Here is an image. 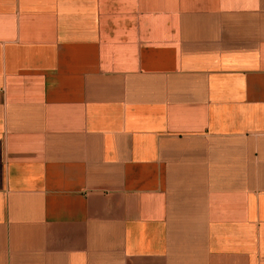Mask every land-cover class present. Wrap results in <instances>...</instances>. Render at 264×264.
Masks as SVG:
<instances>
[{
    "label": "crops",
    "instance_id": "0c3cea01",
    "mask_svg": "<svg viewBox=\"0 0 264 264\" xmlns=\"http://www.w3.org/2000/svg\"><path fill=\"white\" fill-rule=\"evenodd\" d=\"M0 264H264V0H0Z\"/></svg>",
    "mask_w": 264,
    "mask_h": 264
}]
</instances>
